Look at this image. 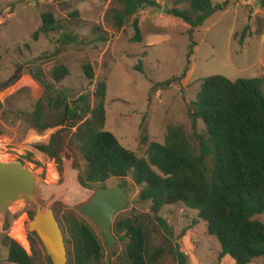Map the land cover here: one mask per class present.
<instances>
[{
    "label": "rangeland",
    "instance_id": "obj_1",
    "mask_svg": "<svg viewBox=\"0 0 264 264\" xmlns=\"http://www.w3.org/2000/svg\"><path fill=\"white\" fill-rule=\"evenodd\" d=\"M153 1L155 6L140 11L119 30L113 16L114 11L124 9L120 0H0V161L23 162L36 174L41 185L52 189L57 198L50 206L61 225L65 242L69 238L66 215L81 216L75 204L66 202L77 197L81 188L87 194L94 190L84 189L79 183L86 163L73 143L77 127L66 125L40 132L41 125L56 123L59 112L43 102L42 122L37 125L34 112L45 91L32 79L31 71L41 68L55 90L67 92L70 102L87 95L92 110L101 103L96 93L98 86L105 83V131L140 158H147L150 143L165 144L167 126L181 127L199 154L197 135L208 138V133L204 121L195 117L194 102L205 79L214 76L231 81L264 79L262 0H211L215 6L226 3L227 6L214 12L194 30L185 20L168 13L174 8L188 10L191 0ZM47 12L54 14L63 30L34 41L32 35L41 27L42 15ZM137 18L142 42L134 40L133 23ZM247 26L250 30L242 40ZM96 27L102 32H94ZM65 32L76 35L81 44L60 45L58 40ZM99 36L107 41L99 42ZM88 64L95 73L92 82L86 79L83 70ZM140 64L145 73L136 70ZM61 66L66 67L70 75L57 83L53 73ZM10 82L8 87H3ZM89 119L91 115L78 126ZM55 135L61 142V164L36 149L49 144ZM207 161L211 166L212 157ZM115 188L124 189L129 196L127 209L115 222L139 218L151 229L149 251L164 246L168 236L153 220L151 203L140 200L144 187L136 185L130 176L125 180L111 179L97 189ZM35 213L33 204L19 201L10 206L5 218L0 217V264H10L4 245L6 236L33 257L35 264H52L42 242L29 229ZM198 215L183 204L162 209L160 217L167 221L173 234L172 246L179 244L189 257V264H235L230 257L219 262L221 244L207 233L205 223H196ZM257 218L264 223V215ZM4 219L10 224L8 229ZM20 234L24 235L27 245L18 240ZM114 235L116 243L112 246L101 235L103 257L100 263L130 264L126 252L130 237L124 233ZM66 249L68 264H74L73 247L67 244ZM157 264L179 263L166 254ZM253 264H264V258L254 260Z\"/></svg>",
    "mask_w": 264,
    "mask_h": 264
},
{
    "label": "trees",
    "instance_id": "obj_2",
    "mask_svg": "<svg viewBox=\"0 0 264 264\" xmlns=\"http://www.w3.org/2000/svg\"><path fill=\"white\" fill-rule=\"evenodd\" d=\"M120 3L124 9L114 11L113 16L119 30L140 11L156 5L153 0H120ZM189 5L186 11L174 8L168 13L185 20L194 30L214 12L225 9L227 3L215 6L211 0H191ZM133 27L136 32L134 40L142 42L138 18ZM62 30L60 21L53 13L47 12L42 15V25L32 39L38 41L43 35ZM249 30L247 26L242 40ZM94 32L101 33L102 30L96 27ZM98 41L106 42L107 39L99 36ZM58 42L63 46L81 44L76 35L67 32ZM191 55L193 52L189 56V67L192 65ZM1 59L0 55V64ZM83 70L86 79L92 82L95 79L93 67L88 64ZM136 70L145 73L141 64L136 66ZM69 75V70L61 66L54 70L53 78L60 83ZM30 76L45 91L34 112L37 125L42 122L43 102L59 112L56 123L41 125L40 132L66 125L77 127L73 143L86 163L85 170L79 175V183L84 189L96 190L111 179L125 180L130 176L136 185L144 187L140 200L151 203L153 220L169 238L165 237L164 246L150 252V227L139 218L115 222L113 232L130 237L126 250L130 264H157L166 254L173 256L179 264H189V257L181 251L179 244L172 246L171 228L160 217L164 207L177 204L197 211L199 221L196 223H205L207 233L218 239L222 248L219 262L230 257L235 264H253L254 260L264 258V223L257 218L264 215L263 78L231 81L223 76H214L205 79L194 102L195 117L204 121L208 133V138L197 135L199 154L181 127L167 126L165 144L150 143L147 158H140L134 151L124 148L112 133L105 131V83L97 88L96 95L101 103L92 110L87 95L70 102L67 92L55 90L41 68L31 71ZM87 115H91V119L78 126ZM36 149L56 163H62L61 142L56 135L49 144L39 145ZM209 157H212L211 166L207 161ZM79 214L80 217L69 214L65 217L66 234L69 236L65 245L73 247L74 264H101L102 234L99 230L98 234L93 223ZM4 225L9 228L7 219H4ZM154 229L157 232V228ZM32 234L38 237L35 232ZM185 234L186 231L182 237ZM4 245L8 250V263L35 264L33 257L15 240L6 236Z\"/></svg>",
    "mask_w": 264,
    "mask_h": 264
},
{
    "label": "water",
    "instance_id": "obj_3",
    "mask_svg": "<svg viewBox=\"0 0 264 264\" xmlns=\"http://www.w3.org/2000/svg\"><path fill=\"white\" fill-rule=\"evenodd\" d=\"M40 180L21 161H0V217L5 218L12 204L24 201L36 208L29 223L42 242L52 264H68V253L61 225L51 206L40 197ZM129 196L122 188L96 189L79 200L74 208L84 215L102 234L105 242L116 243L113 225L116 217L127 209Z\"/></svg>",
    "mask_w": 264,
    "mask_h": 264
},
{
    "label": "bare ground",
    "instance_id": "obj_4",
    "mask_svg": "<svg viewBox=\"0 0 264 264\" xmlns=\"http://www.w3.org/2000/svg\"><path fill=\"white\" fill-rule=\"evenodd\" d=\"M40 190H41L40 197L42 201L44 202V204H46L47 206L52 205L53 204L52 200L57 198V196L52 193V189L47 188L46 186L40 184ZM86 196H87V192H85V190L81 188V191H79L77 197L72 198L71 200H68L70 202H66V203L74 205L79 200L85 198ZM18 240H20L24 245H27L26 239L24 238L23 234H20L18 236Z\"/></svg>",
    "mask_w": 264,
    "mask_h": 264
},
{
    "label": "crops",
    "instance_id": "obj_5",
    "mask_svg": "<svg viewBox=\"0 0 264 264\" xmlns=\"http://www.w3.org/2000/svg\"><path fill=\"white\" fill-rule=\"evenodd\" d=\"M228 257H226L225 259H224V261L227 259Z\"/></svg>",
    "mask_w": 264,
    "mask_h": 264
}]
</instances>
